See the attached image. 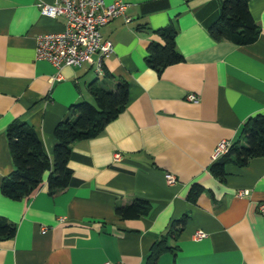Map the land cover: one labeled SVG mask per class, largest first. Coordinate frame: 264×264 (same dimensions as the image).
<instances>
[{
  "label": "crops",
  "instance_id": "0c3cea01",
  "mask_svg": "<svg viewBox=\"0 0 264 264\" xmlns=\"http://www.w3.org/2000/svg\"><path fill=\"white\" fill-rule=\"evenodd\" d=\"M40 1L52 2L0 0V184L13 169L10 121L30 123L51 156L68 107L93 102L91 82L114 89L125 79L128 98L101 133L72 142L67 187L50 194L46 171L28 196L0 190V216L16 226L0 238V264H148L152 244L185 213L155 264H264V155L226 163L223 180L209 169L217 142L243 143V122L264 113V0H248L260 32L246 44L209 34L219 0H122L124 13L100 29L114 45L100 73L94 60L57 69L36 56V35L65 25L64 16L41 13ZM169 24L183 60L157 71L147 46L162 43L154 30ZM193 183L203 189L192 200ZM134 198L148 201L149 213L123 219L115 206ZM197 229L206 235L196 238Z\"/></svg>",
  "mask_w": 264,
  "mask_h": 264
},
{
  "label": "trees",
  "instance_id": "16d2710c",
  "mask_svg": "<svg viewBox=\"0 0 264 264\" xmlns=\"http://www.w3.org/2000/svg\"><path fill=\"white\" fill-rule=\"evenodd\" d=\"M219 6L218 17L208 25V32L213 39H228L236 44H246L257 38L260 27L249 12L248 0H219ZM154 32L163 42L151 41L148 44L146 62L150 67L161 71L166 65L183 60L175 45L176 28L173 25L159 27ZM89 91L93 102L81 100L73 103L68 107V114L56 124L51 156L45 153L39 134L30 123L18 118L8 123L5 136L13 169L2 178L0 190L4 195L12 199L28 196L40 185L46 171L50 194L69 185L72 170L68 158L72 142L89 139L101 133L106 124L116 118L125 107L128 98V84L122 78L116 81L114 89L105 88L93 81ZM241 137L243 143L231 144L227 152L213 159L209 169L214 176L224 179L226 163L243 165L253 157L264 155V113H256L243 122ZM202 189L201 184L193 183L188 197L195 199V195ZM150 209L151 204L140 198L115 206V212L123 219L138 218L148 214ZM185 217L186 213L171 220L167 232L152 244L145 257L148 264H155L161 253L171 249L167 238L178 235L185 225ZM15 231L14 223L0 216V238L12 237Z\"/></svg>",
  "mask_w": 264,
  "mask_h": 264
},
{
  "label": "built area",
  "instance_id": "2783aa9c",
  "mask_svg": "<svg viewBox=\"0 0 264 264\" xmlns=\"http://www.w3.org/2000/svg\"><path fill=\"white\" fill-rule=\"evenodd\" d=\"M40 12L56 17L64 16L65 25L62 31L44 32L36 35V56L50 61L59 69L63 65L79 66L84 62L94 60V69L100 73L104 58L108 57L114 50L111 39L103 37L101 27L109 22L114 16L123 14L126 2L122 0H52V2L40 1L38 3ZM128 19V18H127ZM94 55L96 58L94 59ZM59 72L55 77L58 78ZM186 98L197 101V96L192 92ZM231 142L221 139L217 142L213 159L227 152ZM169 182L175 181V176L166 174ZM239 193H245L241 190ZM264 212V204L259 205ZM196 238L206 235V232L197 229L194 233ZM104 264H124L123 262L106 261Z\"/></svg>",
  "mask_w": 264,
  "mask_h": 264
},
{
  "label": "rangeland",
  "instance_id": "374dc122",
  "mask_svg": "<svg viewBox=\"0 0 264 264\" xmlns=\"http://www.w3.org/2000/svg\"><path fill=\"white\" fill-rule=\"evenodd\" d=\"M106 80V79H105ZM105 88H107V86L105 85V84H103V83H101Z\"/></svg>",
  "mask_w": 264,
  "mask_h": 264
}]
</instances>
